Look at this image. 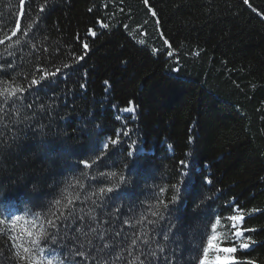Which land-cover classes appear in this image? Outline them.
I'll list each match as a JSON object with an SVG mask.
<instances>
[{
  "label": "trees",
  "instance_id": "obj_1",
  "mask_svg": "<svg viewBox=\"0 0 264 264\" xmlns=\"http://www.w3.org/2000/svg\"><path fill=\"white\" fill-rule=\"evenodd\" d=\"M149 5L143 0H0V127L22 130L3 157L0 193L34 201L14 228L0 214V264H20L17 252L22 255L20 246H27L19 228L39 223L35 213L45 221L49 209L66 213L63 206L77 195V208L94 207L92 200L101 204L98 196L86 202L83 197L113 187L121 174L129 194H107L103 209L116 212L117 230L139 233L155 219L157 198L168 201L173 212L165 213L160 227L171 217L177 227L185 225L179 233L173 230L175 235L186 239L190 232L198 239L195 245L173 244L181 261H188L196 256L191 249L199 246L204 214H232L226 206L234 204L245 212L244 226L256 229L250 234L255 243L234 255L264 264V0H149ZM65 64L72 67L64 69ZM56 68L63 72L49 78L53 84L29 89L42 70ZM5 88L26 91L18 93L15 104V98L5 103ZM129 106L135 110L124 111ZM117 132L120 143L109 144L103 166L89 169L80 163ZM181 160L189 166L182 167ZM112 171L116 177L97 175ZM173 186L180 189L174 206ZM58 194L59 206L53 202ZM183 207L187 210L177 215ZM95 211L98 219L109 220L100 208ZM227 224L221 217L217 228L225 240L231 236Z\"/></svg>",
  "mask_w": 264,
  "mask_h": 264
},
{
  "label": "snow or ice",
  "instance_id": "obj_2",
  "mask_svg": "<svg viewBox=\"0 0 264 264\" xmlns=\"http://www.w3.org/2000/svg\"><path fill=\"white\" fill-rule=\"evenodd\" d=\"M244 4H248L249 0H243ZM143 4L150 8L149 0H143ZM43 10V9H42ZM41 10V11H42ZM261 15H264L262 13ZM151 16L156 17L155 10H151ZM26 27L31 28L32 25H26ZM105 27H107L105 25ZM22 34L23 30H22ZM91 35H96L92 32ZM5 38L10 39L5 33ZM19 42V41H17ZM4 41L0 40V44ZM89 45L83 43V48L87 50ZM171 48V44L167 45ZM86 54V53H85ZM169 56H173L174 53L168 51ZM83 60L84 57H79ZM2 67V66H0ZM72 65L65 64L64 69L71 68ZM178 71V69H177ZM63 70L61 68H56L54 71H43L39 79H32L29 84V89L33 86H46L54 83V79L58 74L62 75ZM83 87V85H81ZM24 88H5L3 92L4 102L12 98V102L15 104L19 101L20 96L18 93L25 92ZM27 108H31V104L25 105ZM43 107V105H41ZM135 109L133 106H129L124 109L126 112H133ZM3 111V109H0ZM25 120L28 117H24ZM13 124L18 123V121H12ZM25 127L27 125L25 124ZM9 135L5 137V133ZM22 130L17 129L12 131L9 127H0V166H2L3 157L5 152H11L13 150V145L17 143L20 139ZM128 133L125 131L124 135ZM10 141V142H9ZM120 143V132L116 133V138H109L108 142L103 143L98 154L90 157L89 159H84L80 161L82 165L86 168L91 169L93 165L101 167L104 165V157L109 149V144L116 146ZM190 143H192V138L190 137ZM95 152L96 149H93ZM114 154V153H113ZM132 153L129 152V156ZM182 167L187 168L189 165L185 160L179 161ZM135 171V169L130 170V173ZM98 176L104 177L105 175L109 177H116L117 173L115 171L104 173H97ZM181 176L186 177L189 175L187 172H181ZM119 183H116L113 187L107 189L101 187L99 193H89L83 197L82 202H86L91 199L92 196H98L101 204H98L95 200H92L94 207H82L77 208L74 206V200H81V197L77 195L73 199H69L63 208L67 209V212L63 209H59V214L57 212L49 211L44 214L45 220H41L40 213H35V221L29 222V227L33 231H27V236L29 238V247H23L22 255L17 252V257L20 264H53V259L48 257H59L57 264H77L79 259V264H256L255 261H242L235 257V253L238 250H245L254 244L255 241L251 238V233L255 232V228H248L244 226L245 212L243 209L234 206V204H229L226 206V210L231 208V213L224 215L223 212L218 213H206L207 223L204 225V230L200 235L199 246L193 247L191 250L196 253V256L190 257L188 261H181L180 257L177 255L179 249L174 248L173 244L179 239L178 235L185 225L181 224L179 227L172 222L171 217L164 227H160L162 221L165 220V213L169 212V202H165L161 198H157L156 210L151 212L152 217L155 219L148 220L147 224L141 228L140 232L136 231H125L123 227L119 230L116 229V224L119 221V217L116 212L111 214L104 212L103 209L107 202L104 197L116 190V197L126 196L129 194L130 189L127 186V181L125 175H119ZM207 183H211V180H207ZM121 185H124V190L119 191ZM81 187H83L81 185ZM176 191L170 201L174 206L179 201V187L173 186ZM161 193L165 191L163 187L159 189ZM109 200L112 199L111 196L108 197ZM203 203V201H201ZM61 200H55V205L59 206ZM199 207V205H196ZM100 208L104 215L109 216V220L98 219L95 209ZM25 209L23 207L17 206L15 211L13 207L9 206L5 202L2 194H0V214L7 213V219L11 221V225L14 228L17 221L21 220L22 217L18 215V212H23ZM252 211H257L253 209ZM196 216L201 215V213H195ZM13 217H15L13 219ZM221 217L225 219L228 224L227 227L230 230L231 236L229 239L225 240L217 232L218 226L221 224ZM250 218V217H249ZM179 219V217H177ZM122 224H128L127 220L121 221ZM137 223H143V221H137ZM105 225H109L105 227ZM151 225V229L148 228ZM4 229L0 228V233H3ZM149 232L152 234L149 235ZM248 234V235H246ZM159 237V239L157 238ZM232 246H224V245ZM13 249L16 245L13 243ZM46 254V255H45ZM38 257H43L38 259Z\"/></svg>",
  "mask_w": 264,
  "mask_h": 264
},
{
  "label": "rangeland",
  "instance_id": "obj_3",
  "mask_svg": "<svg viewBox=\"0 0 264 264\" xmlns=\"http://www.w3.org/2000/svg\"><path fill=\"white\" fill-rule=\"evenodd\" d=\"M9 14H10V12H9ZM8 14V15H9ZM23 33H26L25 31H23ZM24 35V34H23ZM138 128L140 129V126H138ZM164 144H161L160 146H163ZM165 146V149L166 150H169L168 149V145H164ZM193 164L195 165V162H193ZM198 180V179H197ZM196 180V181H197ZM202 181L204 182V184H206L207 185V182H206V179H204V178H202ZM169 182V181H168ZM170 183V182H169ZM195 183L194 182H191V184H190V188L192 187V185H194ZM208 187H210V186H208ZM221 192H223V190L221 191ZM57 199H59V200H61L62 198L60 197V195L58 194L57 196H56V198H55V200H57ZM53 202H55V201H53ZM165 202H168V201H165ZM223 206V205H222ZM219 207H220V205H219ZM187 210V207H183V210L181 211V212H179L177 215H182L185 211ZM173 212V209H169V212L168 213H172ZM204 220L207 222V217L206 218H204ZM187 222H188V224L189 225H192L193 226V224L190 222V220L187 218ZM200 235H201V233H200ZM199 235V236H200ZM184 242V244L185 245H188V244H193V245H195V244H197L198 243V239L192 234V233H190V232H188L187 233V237H186V239H181V238H179L178 239V243H183ZM10 247V246H9ZM184 247H188V246H184ZM10 250H11V248H10ZM12 251V250H11ZM0 261H1V258H0ZM160 264H162V262H160Z\"/></svg>",
  "mask_w": 264,
  "mask_h": 264
}]
</instances>
